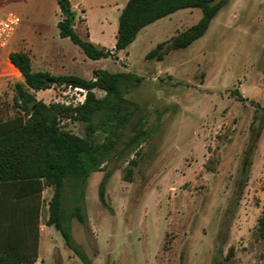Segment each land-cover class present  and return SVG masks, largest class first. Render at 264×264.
<instances>
[{
	"label": "rangeland",
	"instance_id": "obj_1",
	"mask_svg": "<svg viewBox=\"0 0 264 264\" xmlns=\"http://www.w3.org/2000/svg\"><path fill=\"white\" fill-rule=\"evenodd\" d=\"M2 4L20 16L27 33L0 52V119L16 113L15 84L22 82L11 64L3 72L11 51L27 52L33 70L53 75L90 79L92 70L102 67L143 76L127 96L141 104L153 129L151 138L138 155H123L91 173L82 200L85 222L70 221L73 245L92 264H264V238L257 229L264 207V123L254 121L250 102L264 108V0H227L200 38L160 61L143 54L196 23L199 8L179 9L148 25L119 53L120 59L93 60L58 35L56 0ZM101 14L89 11L87 25L109 47L118 16L107 13L104 20ZM35 27L55 31L60 44L49 34L47 52L45 43L32 35ZM81 28L75 30L80 36ZM235 89L247 100L239 101ZM54 95L53 90L36 93L46 103ZM67 128L82 134L76 122ZM132 158L135 164H129ZM109 170L103 205L98 186ZM51 195L50 186L42 192L34 264H83L61 233L45 224ZM66 206L70 209L72 203Z\"/></svg>",
	"mask_w": 264,
	"mask_h": 264
},
{
	"label": "trees",
	"instance_id": "obj_2",
	"mask_svg": "<svg viewBox=\"0 0 264 264\" xmlns=\"http://www.w3.org/2000/svg\"><path fill=\"white\" fill-rule=\"evenodd\" d=\"M227 0H127L118 17L114 47L101 48L74 29L75 12L69 0H57L61 18L59 36L78 45L86 57L97 60L115 58L135 39L138 32L156 20L183 8H199L201 16L193 25L158 42L145 58L160 61L170 51L183 49L200 38ZM9 59L21 73L22 82L15 84L12 116L0 119V264H34L40 245L42 192L52 187L45 224L61 233L65 244L83 264H92L82 249L73 245L70 221L85 222L82 200L91 173L123 155L139 154L153 129L139 102L127 96L140 85L143 76L133 71L93 70L85 79L75 74L53 75L33 71L26 52L13 51ZM52 79L53 82L49 80ZM66 83L86 88L85 102L76 108L46 103L36 98L35 91ZM94 89L104 92L97 96ZM233 94L246 101L238 89ZM255 105L254 121L264 123V108ZM258 113V114H257ZM259 114H261L259 116ZM64 119L65 124L58 122ZM68 122L82 126V134L67 128ZM132 158L129 164H135ZM111 170L106 171L98 186L99 199L106 205L105 189ZM66 190L68 195H66ZM67 202H71L69 209ZM258 233L264 238V207L258 219Z\"/></svg>",
	"mask_w": 264,
	"mask_h": 264
},
{
	"label": "crops",
	"instance_id": "obj_3",
	"mask_svg": "<svg viewBox=\"0 0 264 264\" xmlns=\"http://www.w3.org/2000/svg\"><path fill=\"white\" fill-rule=\"evenodd\" d=\"M3 1L4 0H0V9H2L3 8ZM57 1V0H56ZM70 1V4H71V8H72V10L75 12V16H76V20H75V25H74V29L76 30L78 27H82L81 29V36H82V38H87V39H89L91 42H93L95 45H97L98 47H101V48H106V49H112L113 47H114V44H115V40H116V34H117V32H116V34H115V40H114V43L112 44V45H110L109 47L108 46H106L104 43H103V41L101 40V36L100 37H98V38H96V37H94L93 36V34H92V32H91V30H90V27H88V25H87V13L89 12V11H92V10H98V11H101L102 12V16H103V18H104V20L106 19V14L108 13L109 15H112V14H114L115 16H118L119 17V14H120V12H121V10L123 9V7H124V5L126 4V2H127V0H69ZM57 5H58V3H57ZM3 11H5L4 9H2ZM172 14V13H171ZM57 15V14H56ZM170 15V14H169ZM168 16V15H167ZM166 17V16H165ZM60 18H61V15H60V11H59V6H58V15H57V18H56V21H55V25H56V27H57V22L60 20ZM163 18V17H162ZM161 19V18H160ZM159 20V19H158ZM158 20H156V21H158ZM155 21V22H156ZM20 23H21V21H20ZM20 23H19V26H18V28H17V30H16V32H15V34H14V36H13V38H12V40H14V41H16L17 39H18V36H22V35H25L26 33H27V29H24L23 31H22V27L20 26ZM154 23V22H153ZM152 24V23H151ZM150 25V24H149ZM45 26V25H44ZM148 26V25H147ZM146 26V27H147ZM118 27V26H117ZM146 27H144L143 29H145ZM35 29H36V32H32V35H33V33L34 34H36L37 35V37L39 38V40L42 42H44L45 43V49H46V51L48 52V49L50 48V42H49V37H48V35L50 34V35H52V39L54 40L55 39V37H56V32L55 31H52L51 33H48V32H46V27H35ZM57 29H58V27H57ZM143 29H141L139 32H138V34L143 30ZM40 30V31H39ZM43 30V31H42ZM178 31H180V30H177L174 34H176ZM19 34V35H18ZM138 34L136 35V37H135V39L133 40V42H131L130 43V45H132V43H134V41L136 40V38H137V36H138ZM173 34V35H174ZM58 35H59V30H58ZM78 35H79V33H78ZM80 36V35H79ZM171 37V36H170ZM170 37H168V38H170ZM62 38V37H61ZM60 38V39H61ZM65 38H67V37H65ZM167 38V39H168ZM166 40V39H165ZM163 41V40H162ZM158 42H161V41H158ZM158 42H156L155 43V45L158 43ZM54 43H57V44H60L59 43V41L58 40H54ZM155 45L152 47V48H154L155 47ZM151 50V49H150ZM5 51V49H3V50H1L0 49V52H4ZM16 51H23V50H16ZM123 51V50H122ZM11 52H13V51H11ZM23 52H25V51H23ZM46 52V53H47ZM121 51H119L118 53H117V59H120V55H119V53H120ZM148 51H146L144 54H143V58H145V55H146V53H147ZM10 53V52H9ZM9 53H7V55H6V60L7 61H4L3 63H4V65H5V68L3 69V72L4 71H6L7 70V68L6 67H9V69L11 68V66H10V64L13 66V67H15L14 66V64L10 61V59H9ZM27 53V52H26ZM28 54V53H27ZM29 55V54H28ZM29 57H30V55H29ZM107 58H111V57H107ZM107 58H105V59H107ZM30 59H31V57H30ZM16 68V67H15ZM31 68H32V70H33V63H32V59H31ZM100 68H102V67H100ZM17 69V68H16ZM94 69H96V68H94ZM93 69V70H94ZM104 69V68H103ZM18 70V69H17ZM16 70V71H17ZM93 70H92V77H93ZM19 71V70H18ZM17 71V72H18ZM33 71H42V70H33ZM48 72V71H47ZM19 73V72H18ZM21 74V73H20ZM91 77V78H92ZM23 80V79H22ZM41 90H48V91H51V90H53V87L51 86V87H49V88H46V89H41ZM41 90H38V91H35V95H36V93L38 94V92H40ZM95 90V89H94ZM93 90V91H94ZM98 90H100V89H98ZM102 91V90H101ZM36 98H37V96H36ZM38 99V98H37ZM40 100V99H39ZM37 262V261H36ZM35 262V263H36Z\"/></svg>",
	"mask_w": 264,
	"mask_h": 264
},
{
	"label": "built area",
	"instance_id": "obj_4",
	"mask_svg": "<svg viewBox=\"0 0 264 264\" xmlns=\"http://www.w3.org/2000/svg\"><path fill=\"white\" fill-rule=\"evenodd\" d=\"M20 16L12 11H3L0 9V49L7 48L19 26ZM55 93L53 103L61 104L76 108L81 106L86 99L87 89L81 86H72L66 83H54L52 85ZM65 120L58 122L59 126H63Z\"/></svg>",
	"mask_w": 264,
	"mask_h": 264
},
{
	"label": "water",
	"instance_id": "obj_5",
	"mask_svg": "<svg viewBox=\"0 0 264 264\" xmlns=\"http://www.w3.org/2000/svg\"><path fill=\"white\" fill-rule=\"evenodd\" d=\"M49 81H50V82H53V80H52V79H50Z\"/></svg>",
	"mask_w": 264,
	"mask_h": 264
}]
</instances>
